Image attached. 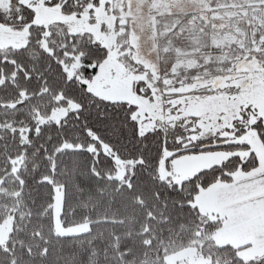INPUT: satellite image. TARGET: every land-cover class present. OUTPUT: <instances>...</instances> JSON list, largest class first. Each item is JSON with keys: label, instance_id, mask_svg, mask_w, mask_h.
<instances>
[{"label": "snow or ice", "instance_id": "obj_1", "mask_svg": "<svg viewBox=\"0 0 264 264\" xmlns=\"http://www.w3.org/2000/svg\"><path fill=\"white\" fill-rule=\"evenodd\" d=\"M0 264H264V0H0Z\"/></svg>", "mask_w": 264, "mask_h": 264}]
</instances>
